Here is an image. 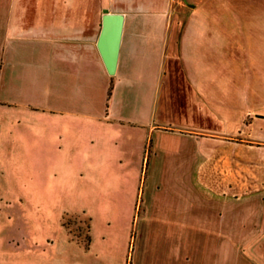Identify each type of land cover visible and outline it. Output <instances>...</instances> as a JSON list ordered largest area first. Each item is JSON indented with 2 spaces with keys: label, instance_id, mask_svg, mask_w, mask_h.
Here are the masks:
<instances>
[{
  "label": "crops",
  "instance_id": "obj_1",
  "mask_svg": "<svg viewBox=\"0 0 264 264\" xmlns=\"http://www.w3.org/2000/svg\"><path fill=\"white\" fill-rule=\"evenodd\" d=\"M0 264H264V0H0Z\"/></svg>",
  "mask_w": 264,
  "mask_h": 264
},
{
  "label": "water",
  "instance_id": "obj_2",
  "mask_svg": "<svg viewBox=\"0 0 264 264\" xmlns=\"http://www.w3.org/2000/svg\"><path fill=\"white\" fill-rule=\"evenodd\" d=\"M124 15L121 12H111L103 9L101 30L96 47L108 74H115L123 30Z\"/></svg>",
  "mask_w": 264,
  "mask_h": 264
},
{
  "label": "rangeland",
  "instance_id": "obj_3",
  "mask_svg": "<svg viewBox=\"0 0 264 264\" xmlns=\"http://www.w3.org/2000/svg\"><path fill=\"white\" fill-rule=\"evenodd\" d=\"M167 72H168V76L167 78H165L164 80V84L166 85H171V90L172 91H175L177 92L178 90H181V91H185L187 90V83L185 82V76H184V73L183 71H181V69L179 67H175V69H173L172 67V71L170 70L169 67H167ZM168 80H171L168 82ZM165 101H170V104L168 105L170 108V111L167 112V115L164 119V122H167L168 124H176L177 121H182V122H186L188 120V116H186L184 119H183V116L181 115V112H179L182 108V104L181 102L183 100L180 99V97H175V98H167V99H164ZM173 105H175V112L172 113V108H173ZM179 112V113H178ZM247 123V122H246ZM212 134V133H210ZM213 136V135H211ZM213 137H216V136H213ZM211 151L213 152H216V151H224L225 154L227 156H232L233 155V151L232 150H229V148H225L224 150H212ZM146 163V161H145ZM79 216V215H78ZM82 216V217H81ZM86 217L83 216V215H80L79 217H75L74 215H68L66 217V225L73 231L75 232L76 230V227H77V224L79 223V221L81 222L80 223V226L85 228V225H86V220H84ZM79 225V224H78Z\"/></svg>",
  "mask_w": 264,
  "mask_h": 264
},
{
  "label": "trees",
  "instance_id": "obj_4",
  "mask_svg": "<svg viewBox=\"0 0 264 264\" xmlns=\"http://www.w3.org/2000/svg\"><path fill=\"white\" fill-rule=\"evenodd\" d=\"M68 215H74L75 217H79L80 214H75V213H65L62 217V224L63 226L69 231V233H71L74 237L78 238L81 243L86 247L89 241V235H88V230H89V220L86 217L84 220H86V225L85 228L80 226V221H79V225L77 224L76 230L75 232H73L66 224V217ZM79 215V216H78ZM82 217V216H81Z\"/></svg>",
  "mask_w": 264,
  "mask_h": 264
}]
</instances>
